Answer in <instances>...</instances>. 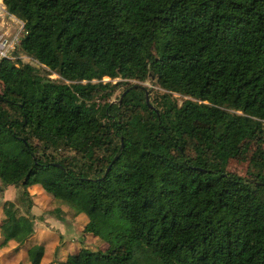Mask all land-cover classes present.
<instances>
[{
    "label": "trees",
    "instance_id": "1",
    "mask_svg": "<svg viewBox=\"0 0 264 264\" xmlns=\"http://www.w3.org/2000/svg\"><path fill=\"white\" fill-rule=\"evenodd\" d=\"M3 1L46 68L0 65V246L40 263L37 185L101 242L58 264H264V160L227 168L231 125L264 137V0Z\"/></svg>",
    "mask_w": 264,
    "mask_h": 264
},
{
    "label": "rangeland",
    "instance_id": "2",
    "mask_svg": "<svg viewBox=\"0 0 264 264\" xmlns=\"http://www.w3.org/2000/svg\"><path fill=\"white\" fill-rule=\"evenodd\" d=\"M51 78H58L56 74H52ZM104 82L109 81V77H104L102 79ZM116 81L112 80L114 83ZM131 83H139L135 80H130ZM142 85L146 87H151L154 91H161L157 86L153 85L152 79H148L144 82H141ZM123 86L116 89L111 96L110 100L115 101L116 97L120 96L122 93ZM180 102L181 97L176 95ZM237 114V113H236ZM236 116V115H235ZM233 124V123H232ZM229 135L231 140L234 142V149L229 158V162L227 168L230 171L236 172L242 176H253L258 173L260 160H264V141L257 142L251 138L258 137L252 135L248 130L238 131L234 126L231 125ZM259 139H264L258 137ZM260 147L259 149H257ZM262 171L264 172V166L262 167ZM6 192V191H5ZM2 192L0 193V209L2 208V202L5 200V195ZM40 195L38 198V202L34 203L32 206V213L35 218L34 221H37L36 226L34 225V230H36V239H43L48 242L47 248L44 254V262L46 264V258L48 263L53 260L54 262L59 263V259L61 258V243L63 239H75L77 238L80 243V247L88 246L92 249L97 248L101 245V242L98 238H94L91 236L84 235V223L82 220H78L75 224L70 222L69 220H64L63 222H57L55 217L53 216L51 210L60 204L58 199L50 198L47 196L42 190H39ZM46 219V220H45ZM81 219V218H79ZM47 221V222H46ZM39 242V241H37ZM120 239H114L111 244L116 247L120 243ZM46 255V256H45ZM8 258H5L1 255L0 264H14L13 261H10ZM236 261L240 262V259H236ZM47 263V264H48ZM17 264V262L15 263ZM51 264V263H50Z\"/></svg>",
    "mask_w": 264,
    "mask_h": 264
},
{
    "label": "built area",
    "instance_id": "3",
    "mask_svg": "<svg viewBox=\"0 0 264 264\" xmlns=\"http://www.w3.org/2000/svg\"><path fill=\"white\" fill-rule=\"evenodd\" d=\"M24 34V22L11 13L4 1L0 0V65L7 60L15 65L21 61L45 67L25 52L22 45Z\"/></svg>",
    "mask_w": 264,
    "mask_h": 264
},
{
    "label": "crops",
    "instance_id": "4",
    "mask_svg": "<svg viewBox=\"0 0 264 264\" xmlns=\"http://www.w3.org/2000/svg\"><path fill=\"white\" fill-rule=\"evenodd\" d=\"M39 190H42V188H40L37 185L31 186L29 188L30 193L32 194L33 197V201L34 203L38 202V198L40 195ZM6 191V192H5ZM14 191H15V187L13 185H9L5 190H4V195H5V200L6 199H12L14 196ZM44 192V191H43ZM45 193V192H44ZM46 194V193H45ZM47 195V194H46ZM48 196V195H47ZM52 198V197H50ZM35 205V204H34ZM59 206V205H58ZM57 207V206H56ZM55 217V216H54ZM2 218V214H1V209H0V220ZM81 218V219H79ZM46 220V219H45ZM55 220L57 222H63L64 220H69L70 222H73V224H75L78 220H82V222L85 224L86 223V217L82 214L76 216L75 218L71 219V218H66L64 220H59L55 217ZM76 221V222H75ZM47 222V221H46ZM37 221H34V225L36 226ZM36 230H34L33 235L31 236V241L34 244H40L42 243L44 245V254H45V250L47 248L48 242L46 240H41V239H36L37 235H36ZM2 240V237L0 235V241ZM39 241V242H37ZM80 246L79 240L77 238L75 239H63L62 243H61V258L59 259V263L63 262L66 260L67 256L70 253H73L74 251H76ZM16 247V244L14 243V241H8L5 245L0 246V259H1V255L4 256L5 258H8L10 261H13L14 264L17 262V264L19 262L22 261L23 264H29L28 262L24 261L25 257H24V249H19L17 251L14 250V248ZM44 254L41 258V261L39 264H45L44 262ZM46 256V255H45ZM9 261V262H10ZM48 263L47 258H46V264ZM57 264V262H54L53 260H51L48 264Z\"/></svg>",
    "mask_w": 264,
    "mask_h": 264
},
{
    "label": "water",
    "instance_id": "5",
    "mask_svg": "<svg viewBox=\"0 0 264 264\" xmlns=\"http://www.w3.org/2000/svg\"><path fill=\"white\" fill-rule=\"evenodd\" d=\"M123 95H124V92H122V93L120 94L119 101H121ZM147 96H148V93L145 92V101H146V103H147V105H148L149 107H152V105L150 104L149 99H148Z\"/></svg>",
    "mask_w": 264,
    "mask_h": 264
}]
</instances>
